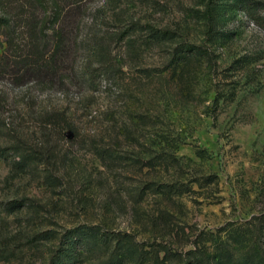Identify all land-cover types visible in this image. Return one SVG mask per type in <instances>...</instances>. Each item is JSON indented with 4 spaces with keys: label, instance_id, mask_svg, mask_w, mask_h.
Masks as SVG:
<instances>
[{
    "label": "rangeland",
    "instance_id": "obj_1",
    "mask_svg": "<svg viewBox=\"0 0 264 264\" xmlns=\"http://www.w3.org/2000/svg\"><path fill=\"white\" fill-rule=\"evenodd\" d=\"M80 24L79 77L42 87L0 74V264H50L84 225L129 233L149 264L162 243L175 254L164 264H185L193 241L232 253L227 264L257 261L264 0H82ZM190 45L198 54L177 64Z\"/></svg>",
    "mask_w": 264,
    "mask_h": 264
},
{
    "label": "trees",
    "instance_id": "obj_2",
    "mask_svg": "<svg viewBox=\"0 0 264 264\" xmlns=\"http://www.w3.org/2000/svg\"><path fill=\"white\" fill-rule=\"evenodd\" d=\"M81 3L82 0H0V34L5 37L6 44L0 53V74L11 75L16 83L33 81L42 87L53 85L59 77L64 80V71L69 73L66 78L79 77L71 66V60L79 49L76 44L79 43L78 30L81 27ZM247 8L251 11V6ZM206 17L211 22L209 10ZM169 33L168 30L157 29L154 35L164 40L170 39ZM123 35L121 33L118 39L124 40L126 36ZM196 49L197 46L190 45L185 50L187 54L179 52L177 64L187 65L189 56L198 54ZM3 150L0 149V155ZM159 187L157 184L156 189ZM161 191L166 194L184 192L181 187L172 184H165ZM17 202V206L23 205L21 201H15L10 202L8 208L12 209ZM262 228L261 223L259 232ZM232 233L240 243L243 236L239 228L232 230ZM261 239L259 235L257 261L253 252H246L242 264H264V242ZM60 241L62 254L54 256L56 259L52 257L50 264H84L98 251L103 253L101 264H149L151 261V258L146 257L145 251L140 249V243L129 233L102 231L99 225L69 228L62 234ZM191 243L193 245L183 256L185 264H227L231 261L232 253H229V258H225L207 251L206 243ZM163 244H157L161 249L155 250L151 255L154 263L164 264L175 255ZM219 246L215 248L218 249ZM223 247H226V242L220 248ZM161 250L166 253L162 259L158 254Z\"/></svg>",
    "mask_w": 264,
    "mask_h": 264
}]
</instances>
